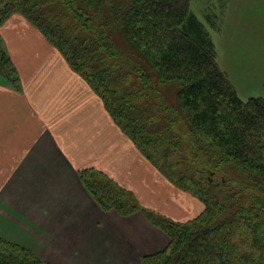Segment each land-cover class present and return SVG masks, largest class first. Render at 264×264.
Listing matches in <instances>:
<instances>
[{"label": "trees", "instance_id": "obj_1", "mask_svg": "<svg viewBox=\"0 0 264 264\" xmlns=\"http://www.w3.org/2000/svg\"><path fill=\"white\" fill-rule=\"evenodd\" d=\"M191 0H0L20 13L102 99L119 128L173 184L205 205L175 221L105 173L79 176L99 206L142 212L165 248L142 264H264V94L243 100L216 60ZM213 23L210 16L207 17ZM18 74L0 35V80ZM0 264H52L0 238Z\"/></svg>", "mask_w": 264, "mask_h": 264}, {"label": "crops", "instance_id": "obj_2", "mask_svg": "<svg viewBox=\"0 0 264 264\" xmlns=\"http://www.w3.org/2000/svg\"><path fill=\"white\" fill-rule=\"evenodd\" d=\"M245 29L243 36L260 39L257 21ZM0 35L18 74L17 83L0 80V238L52 264H142L169 238L140 211L103 210L80 171L105 173L141 206L175 221L199 215L201 200L140 152L25 16L10 15Z\"/></svg>", "mask_w": 264, "mask_h": 264}, {"label": "rangeland", "instance_id": "obj_3", "mask_svg": "<svg viewBox=\"0 0 264 264\" xmlns=\"http://www.w3.org/2000/svg\"><path fill=\"white\" fill-rule=\"evenodd\" d=\"M262 2L261 0H191L190 2V11L203 22L217 45L216 60L218 64L220 63L219 66L226 71L230 82L243 100L264 94V4ZM226 9L229 17L226 14L224 19ZM208 16L212 18L213 23L208 21ZM256 21L260 25V30L257 31L260 39H253L252 33L247 37L243 36L248 32L245 27L255 26ZM201 203L204 209V203L202 201ZM0 248L4 252L8 251L5 245H1Z\"/></svg>", "mask_w": 264, "mask_h": 264}]
</instances>
